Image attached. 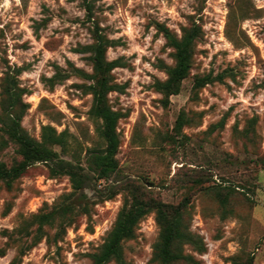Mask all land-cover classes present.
Returning a JSON list of instances; mask_svg holds the SVG:
<instances>
[{"label": "rangeland", "instance_id": "obj_1", "mask_svg": "<svg viewBox=\"0 0 264 264\" xmlns=\"http://www.w3.org/2000/svg\"><path fill=\"white\" fill-rule=\"evenodd\" d=\"M93 23L112 41L106 58L118 62L108 95L121 113L118 173L91 178L87 212L40 230L38 214L72 193L69 178L36 162L11 188L0 181V264H92L134 188L172 204L188 198V230L206 250L182 248L201 264H264V0H0V110L9 72L23 90L25 131L81 165L104 148L101 121L89 115L90 81L79 72L92 73L90 53L77 51L93 42ZM157 23L177 36L200 28L190 73L166 102L154 84L174 56ZM209 73L221 78L194 87ZM19 159L13 144L0 147L7 165ZM159 233L151 211L123 241V261L106 264H154Z\"/></svg>", "mask_w": 264, "mask_h": 264}, {"label": "trees", "instance_id": "obj_2", "mask_svg": "<svg viewBox=\"0 0 264 264\" xmlns=\"http://www.w3.org/2000/svg\"><path fill=\"white\" fill-rule=\"evenodd\" d=\"M91 20V16H88ZM157 30L163 35L166 44L173 49L174 64L163 66L166 78L156 81L154 87L163 94L164 101L181 90L182 81L189 75L193 47L197 41L200 28L195 23L183 29L181 36L174 34L166 25L157 23ZM93 42L82 48L79 52L90 53L92 73L79 72L88 79L85 88L92 95L89 115L101 121L100 135L104 140V148L90 150L85 158V165L74 163L60 158L55 151L42 146L25 131L21 125L25 113V105L21 101L22 89L18 86L14 75L7 72L1 86L0 110V147L9 144L15 146L18 161L7 165L0 160V181L9 189L13 182L20 177L26 169L36 163H46L51 176L65 175L69 178L72 193L65 196L57 208L49 212L38 214V229L44 224H53L55 219H66L78 212H87L88 195L85 189L89 186L91 178L109 181L114 178L119 169L116 155L120 146L117 124L121 113L114 109L109 102V93L118 88L111 82V71L118 66L116 60H108L106 51L112 41L93 23ZM220 75L205 74L194 81V87H202L207 83L220 79ZM181 114L175 124L177 131H181L184 124ZM51 141H56L51 128L45 127ZM235 190V189H230ZM116 192L108 194L105 199L111 198ZM220 204L225 205L227 200L221 193H217ZM187 197L178 204L164 202L154 196L148 195L138 188L130 189L129 196L124 200L123 206L117 213L116 219L108 231L99 252L92 255V264H106L111 260L123 261V241L134 236L139 221L149 212L155 213V219L160 226L157 242L153 247L152 262L154 264H201L190 254L184 253L183 244L188 243L196 251L202 253L206 250L201 238L192 234L187 227Z\"/></svg>", "mask_w": 264, "mask_h": 264}]
</instances>
